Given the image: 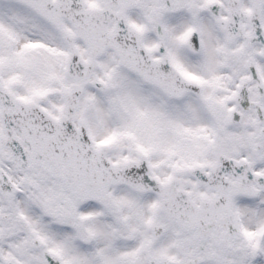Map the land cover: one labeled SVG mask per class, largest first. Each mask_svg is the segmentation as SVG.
I'll use <instances>...</instances> for the list:
<instances>
[{
  "label": "snow or ice",
  "instance_id": "snow-or-ice-1",
  "mask_svg": "<svg viewBox=\"0 0 264 264\" xmlns=\"http://www.w3.org/2000/svg\"><path fill=\"white\" fill-rule=\"evenodd\" d=\"M0 264H264V0H0Z\"/></svg>",
  "mask_w": 264,
  "mask_h": 264
}]
</instances>
